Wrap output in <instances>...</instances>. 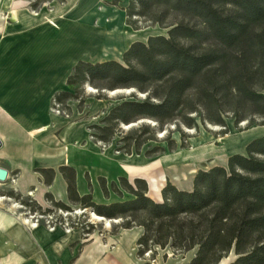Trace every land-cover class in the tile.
Returning <instances> with one entry per match:
<instances>
[{
	"label": "trees",
	"instance_id": "obj_1",
	"mask_svg": "<svg viewBox=\"0 0 264 264\" xmlns=\"http://www.w3.org/2000/svg\"><path fill=\"white\" fill-rule=\"evenodd\" d=\"M125 11L129 26L142 20L167 30L166 35L132 43L121 62L79 61L67 90L54 96L53 109L69 116L67 104L74 101L82 110L87 87L98 91L99 99L105 91L132 90L91 127L94 140L109 145L120 125L156 122L155 128L142 125L122 138L128 154L132 147L139 153L169 124L197 129L200 121L226 131L233 119L236 125L248 122V129L264 126V0H130ZM36 172L47 187L52 185L55 170ZM60 172L72 204L105 220H120L114 231L142 230L140 257L170 249L174 255L192 253L184 264H220L231 253L236 256L231 264H264V137L251 141L245 154L232 155L227 166L198 171L191 189L168 182L160 200L149 196L142 178L119 177L109 184L100 177L105 199L120 200L97 204L92 192L78 193L73 167ZM125 194L129 198L123 200ZM45 198L71 211L51 193Z\"/></svg>",
	"mask_w": 264,
	"mask_h": 264
},
{
	"label": "rangeland",
	"instance_id": "obj_2",
	"mask_svg": "<svg viewBox=\"0 0 264 264\" xmlns=\"http://www.w3.org/2000/svg\"><path fill=\"white\" fill-rule=\"evenodd\" d=\"M129 3L130 0H0L6 15L14 9L21 14H36L37 18H46L57 26L62 20L69 28L75 24L81 27L82 24L83 39L82 35L74 38L80 44V50H74V54H78L80 60L93 63L105 60L121 62L132 43L146 42L150 36L166 35L167 30L142 20L135 28L129 26L125 11ZM0 19L5 20L1 14ZM67 38L64 42L70 48L75 41H72L70 34ZM97 92L86 88V103L82 110L78 109L77 102L70 101L67 104L71 110L69 116L59 108H52V113L67 120L69 125L78 124L84 129V141L75 142L74 146L92 149L100 156V162L96 160L91 164L92 170H102L109 184L118 175L131 182L138 177L144 178L149 196L155 200L161 198V191L168 182L188 190L186 188L191 186L198 171L222 166L232 155L245 154L246 146L251 141L264 137V126L248 129V122L236 125L233 119L227 120L226 131L223 127L202 124L200 121L197 129L169 124L163 131L157 130L155 140L145 144L139 153L132 147L128 154L124 149L127 143L122 138L142 125L155 128L157 123L140 120L131 125H120L111 144L96 142L91 127L100 124L110 110L120 103L117 100L119 97L132 95V91H115L113 94L105 91L104 97L99 99ZM138 96L144 98V95ZM226 147L228 151L224 152ZM181 152L179 160L185 165L177 169L178 177L175 180L173 174L163 169L162 163L179 162L175 156ZM191 170H195V173L190 174ZM17 179L18 174H15L6 183H0V197L4 199L0 204V264H100L108 255L116 253L126 255L133 264H184L192 256V253L182 256L174 255L170 249H158L155 254L147 253L140 257L137 245L142 233L140 228L114 231L113 227L119 225L120 220L109 221L111 226L107 227L93 220L89 210L82 212L85 210L72 204L67 196L53 195L55 201H61L71 208L69 212L61 211L46 200L48 191L41 179L36 180L25 194L20 191ZM85 179L92 188L91 173L86 172ZM126 198L129 197L125 194L123 200ZM119 200L112 195L111 202ZM25 201L29 204H24ZM49 210L52 212L48 213ZM24 218L29 220V224L23 223ZM224 259L225 264H231L236 256L231 253Z\"/></svg>",
	"mask_w": 264,
	"mask_h": 264
},
{
	"label": "crops",
	"instance_id": "obj_3",
	"mask_svg": "<svg viewBox=\"0 0 264 264\" xmlns=\"http://www.w3.org/2000/svg\"><path fill=\"white\" fill-rule=\"evenodd\" d=\"M12 10L6 15L0 5V14L5 19H0V168L8 170L10 178L18 174L16 182L23 194L38 179L44 184L37 170L53 169L56 176L52 185L44 184L48 193L68 197V185L60 169L73 167L81 196L92 192L95 203H111V199H105L98 181L100 177L106 178L105 174L91 169L94 161L101 160L100 156L92 149L74 146L75 142L84 141V129L78 124L69 125L67 120L52 113L54 96L67 90L74 66L84 61L74 54L80 48L77 39L78 35L83 39L84 27L75 24L69 28L62 20L54 28L46 18L18 11V19L14 21ZM68 34L76 40L70 48L65 44ZM86 172L92 175V190L85 179ZM119 177L123 176L116 179ZM192 183L186 189H191ZM100 264L133 263L126 255L116 253Z\"/></svg>",
	"mask_w": 264,
	"mask_h": 264
},
{
	"label": "bare ground",
	"instance_id": "obj_4",
	"mask_svg": "<svg viewBox=\"0 0 264 264\" xmlns=\"http://www.w3.org/2000/svg\"><path fill=\"white\" fill-rule=\"evenodd\" d=\"M12 19L15 21V20H17L18 19V15H17V12L13 9L12 10ZM11 19V20H12ZM48 24H50L51 26H53L54 28H57L58 26L57 25H55L54 23H52L51 21H48ZM59 30V29H58ZM79 30V29H78ZM93 30V29H92ZM72 31H73V29H72ZM81 31V30H80ZM100 31V30H99ZM69 32V31H68ZM75 32V31H74ZM80 33V32H79ZM75 34V33H74ZM73 34V35H74ZM76 35V34H75ZM76 37V36H75ZM82 39V38H81ZM88 39V38H87ZM71 41V40H70ZM73 41V40H72ZM76 41V40H75ZM85 41V40H84ZM71 43H73V42H71ZM88 43V42H87ZM90 43V42H89ZM91 43H93V42H91ZM94 44V43H93ZM100 45V44H99ZM96 46H98V45H96ZM101 46V45H100ZM79 47V46H78ZM92 47V46H91ZM88 48V47H87ZM89 49V48H88ZM80 50V49H79ZM78 50V51H79ZM71 51V50H70ZM75 51H76V49H75ZM83 51H85V50H83ZM95 51V50H94ZM97 51V50H96ZM68 52V51H67ZM92 54H93V52H91ZM98 53V52H97ZM63 54V53H62ZM87 54V53H86ZM96 54V53H95ZM82 55V54H81ZM97 55V54H96ZM67 56V55H66ZM55 62V61H54ZM90 90H93V89H91L90 88ZM120 91H122V90H119V92ZM125 91H128V92H130V91H132V90H125ZM117 92V91H116ZM112 94L113 93H115V92H111ZM179 140V139H178ZM242 140H245L244 139V137H243V139ZM182 154V152L179 154V155H176L175 156V159H177V160H179L180 158H181V155ZM171 156V155H170ZM176 160V161H177ZM181 160V159H180ZM179 160V162H176V163H172V164H169V163H162L163 165H162V167H163V169H167V171H168V173H170V174H173L174 176V179L176 180L177 179V174H176V171H177V169H179V167H181L182 165H185V163H182L181 161ZM165 167V168H164ZM195 173V170H191L190 171V174H194ZM4 201V199L2 198V197H0V204L2 203ZM82 212H85V211H82ZM1 214V213H0ZM89 215L91 216V218L93 219V220H95L96 222H101V223H104L107 227H110L111 226V223L108 221V220H105L104 218H102V217H99V216H97L96 214H94V213H92L91 211H89ZM23 218V217H22ZM3 219V218H2ZM2 219H1V222H2ZM23 223L24 224H29V220L27 219V218H24L23 219ZM33 228H36V225H33L32 226ZM225 260L226 259H224V260H222L221 262H220V264H225Z\"/></svg>",
	"mask_w": 264,
	"mask_h": 264
},
{
	"label": "water",
	"instance_id": "obj_5",
	"mask_svg": "<svg viewBox=\"0 0 264 264\" xmlns=\"http://www.w3.org/2000/svg\"><path fill=\"white\" fill-rule=\"evenodd\" d=\"M2 147V144L0 142V148ZM10 176H9V172L8 170L4 169V168H0V183L4 184L9 180ZM87 210H85L86 212ZM93 213V212H92Z\"/></svg>",
	"mask_w": 264,
	"mask_h": 264
},
{
	"label": "built area",
	"instance_id": "obj_6",
	"mask_svg": "<svg viewBox=\"0 0 264 264\" xmlns=\"http://www.w3.org/2000/svg\"><path fill=\"white\" fill-rule=\"evenodd\" d=\"M57 109H58V107H57Z\"/></svg>",
	"mask_w": 264,
	"mask_h": 264
}]
</instances>
